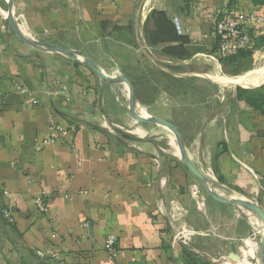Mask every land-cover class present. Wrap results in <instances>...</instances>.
<instances>
[{
  "label": "crops",
  "instance_id": "crops-1",
  "mask_svg": "<svg viewBox=\"0 0 264 264\" xmlns=\"http://www.w3.org/2000/svg\"><path fill=\"white\" fill-rule=\"evenodd\" d=\"M9 3L23 33L127 78L138 106L165 120L191 96L168 84L222 73L212 57L216 17L256 15L253 27L264 16L251 0H0V8ZM121 87L30 48L0 17V264H260L258 217L213 199L178 158L127 134L135 121ZM210 99L208 109L194 99L189 131L177 127L187 153L219 195L264 213V115L235 90ZM182 228L190 234L175 240ZM108 234L115 257L104 249ZM47 247L58 257L35 254Z\"/></svg>",
  "mask_w": 264,
  "mask_h": 264
},
{
  "label": "water",
  "instance_id": "water-1",
  "mask_svg": "<svg viewBox=\"0 0 264 264\" xmlns=\"http://www.w3.org/2000/svg\"><path fill=\"white\" fill-rule=\"evenodd\" d=\"M8 5H9V9H7V11L0 8V17L2 18L3 21H5L8 24L11 31L16 35V37L21 42H23L25 45L29 46L34 50L44 53L63 55L73 61H76L80 63L82 66L88 68L93 73H95L106 84L123 85L126 88L128 95V105L126 106V109L130 117L134 121L151 125L153 127L164 129L170 132L173 135L177 144L176 146H177V153L179 160L188 169V171L191 174H193L203 184L206 193L210 197L222 203L241 206L247 209L248 211H250L251 213H253L254 215H256L261 220L263 230L259 238L257 253L260 259V264H264V213L261 210V208L250 199L241 198L238 196L224 197L222 195H219L215 189L217 185L216 182H214L208 175L201 172L191 161L187 153L185 141L182 135L180 134V132L178 131V129L172 123L164 119H160L158 117L152 116L149 113H147L144 109L138 106L132 84L127 78L122 76L113 77L106 74L95 61H93L85 53L79 50L69 49L56 44L45 43L38 39L29 37L28 35L23 33L19 28L18 24L16 23L14 14L12 12L11 4L9 3ZM129 137L132 139V136Z\"/></svg>",
  "mask_w": 264,
  "mask_h": 264
},
{
  "label": "rangeland",
  "instance_id": "rangeland-1",
  "mask_svg": "<svg viewBox=\"0 0 264 264\" xmlns=\"http://www.w3.org/2000/svg\"><path fill=\"white\" fill-rule=\"evenodd\" d=\"M262 35L264 36V28H263ZM250 48L252 49L253 55L249 59V63L247 64V66L244 67V69L240 72L239 75H241L244 72H247L249 70H252L254 68V66L257 63V59L259 58V55L264 50V43L257 40L255 45L252 44L250 46ZM208 74H206L205 76L210 79ZM207 78H205V79H207ZM186 79H187L186 81L188 83L181 80L182 81L181 84L176 85V84L170 83L167 85V87L169 88L170 94H176V95L177 94H185V95L189 94V95H191L186 100H183L184 102H182V103H180V99H179L178 104L180 106L179 107L176 106V107H178L176 109L174 107V111H172V114H170L169 116L167 114L168 117L166 118L167 119L166 121L172 123L176 128L178 127L181 130L186 129L187 131H189L191 129V126L189 123V121H190L189 116L191 113L190 107L192 105H194V101H196L194 99L197 98V100H199V102H204V104L206 106L205 109L206 108L208 109V108H211L213 105V101H212V99H210V96L216 94L218 91L225 92V91H228L229 89L230 90H236L238 88V85H235V86L229 87V88L220 87L215 82H212V79H210L211 81L208 79H207V81L204 80L205 82L200 81L202 78L189 77ZM120 89H121L120 92L123 93L122 99L127 106L128 105V95H127V97L124 96L127 93V91L125 90L126 88L121 87ZM148 91H149L148 93L150 95H152L153 91L152 90H148ZM199 95H201V97H199ZM194 96H198V97L194 98ZM181 113L186 115V116L181 117L182 116ZM127 130H128L127 134L131 133L130 135H132L135 138L138 136H142L143 141L155 142L165 151V153L169 157L178 158L177 148H176L177 144H176V141H175L173 135L170 132H168L164 129L156 128V127H153L151 125L143 124V123H140L137 121H135V124L133 127L129 128ZM184 136H185L187 141H189V139L192 138V134H185ZM184 141H185V139H184ZM258 220L261 222V220L259 218H258ZM254 257L255 258L258 257L257 252L254 253Z\"/></svg>",
  "mask_w": 264,
  "mask_h": 264
},
{
  "label": "built area",
  "instance_id": "built-area-1",
  "mask_svg": "<svg viewBox=\"0 0 264 264\" xmlns=\"http://www.w3.org/2000/svg\"><path fill=\"white\" fill-rule=\"evenodd\" d=\"M257 19L260 22H264V18ZM256 15H247L244 12H233L231 10H225L216 17L215 22V35L218 41L217 51L219 57H228L240 49L250 48L253 44L252 37L247 29V22L255 21ZM212 57L217 59L215 54ZM218 60V59H217ZM37 207L40 211H46L45 204L41 199L36 201ZM4 214L7 216L8 212ZM190 231L187 229H181L174 235L175 240H179L187 237ZM105 251L111 256L115 257L117 253L116 239L112 234H108L104 243ZM35 254L40 258H56L58 257V251L51 248L37 249Z\"/></svg>",
  "mask_w": 264,
  "mask_h": 264
},
{
  "label": "trees",
  "instance_id": "trees-1",
  "mask_svg": "<svg viewBox=\"0 0 264 264\" xmlns=\"http://www.w3.org/2000/svg\"><path fill=\"white\" fill-rule=\"evenodd\" d=\"M251 1L253 2L254 5H264V0H251ZM234 2L235 0H230V5L233 4ZM230 7L231 6H229V8ZM262 18H264V16ZM263 28H264V22H260V21H256L253 27L247 26L248 32L252 37V41L254 45L257 40L264 43V36L262 35ZM217 44L218 41L216 38V42L212 54L213 55L215 54L218 61L220 62L222 74L228 76L239 75L240 72L244 69V67L247 66V64L249 63V59L253 55L252 49L249 48L240 49L239 51L228 57L221 58L216 53ZM235 91L238 98L242 99L249 106H251L252 108H254L255 110L259 111L264 115V84L254 89L237 88ZM118 135L121 137H128L125 133L121 131H118Z\"/></svg>",
  "mask_w": 264,
  "mask_h": 264
},
{
  "label": "bare ground",
  "instance_id": "bare-ground-1",
  "mask_svg": "<svg viewBox=\"0 0 264 264\" xmlns=\"http://www.w3.org/2000/svg\"><path fill=\"white\" fill-rule=\"evenodd\" d=\"M208 76L220 87L229 88L238 85L245 88H256L264 83V50L259 55L257 63L252 70L244 72L241 75L228 76L220 73L217 68L213 72H210Z\"/></svg>",
  "mask_w": 264,
  "mask_h": 264
}]
</instances>
